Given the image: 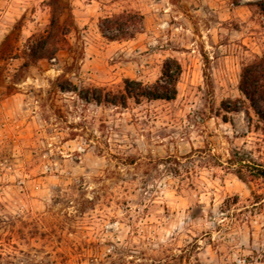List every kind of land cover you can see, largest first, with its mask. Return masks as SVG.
Instances as JSON below:
<instances>
[{
    "label": "rangeland",
    "instance_id": "obj_1",
    "mask_svg": "<svg viewBox=\"0 0 264 264\" xmlns=\"http://www.w3.org/2000/svg\"><path fill=\"white\" fill-rule=\"evenodd\" d=\"M47 1L0 0V264L264 262V181L209 159L237 150L264 164L253 111L220 110L240 98V64L264 49L258 0H62L78 87L152 84L164 60L180 63L175 100L125 107L52 89L65 51L16 73L49 24ZM122 11L139 12L143 30L108 42L100 21Z\"/></svg>",
    "mask_w": 264,
    "mask_h": 264
},
{
    "label": "trees",
    "instance_id": "obj_2",
    "mask_svg": "<svg viewBox=\"0 0 264 264\" xmlns=\"http://www.w3.org/2000/svg\"><path fill=\"white\" fill-rule=\"evenodd\" d=\"M240 1L231 0L235 6ZM47 6L50 9L49 24L44 31L32 34L25 41L19 52L22 63L16 70L17 74L42 60H55L59 53L65 51L69 63H65L62 73L50 82L52 89L73 93L86 103L113 107H125L129 100L135 104L143 101L171 102L175 100L177 84L182 73L181 65L175 58L164 60L159 77L152 84L124 79L121 88L117 91L105 87H78L67 77V75L76 76L77 64L82 58L81 50L79 52L74 50L68 41L69 35L78 31L69 3H62V0H48ZM252 6L264 16V0H258ZM143 20V16L137 11H122L102 19L99 31L108 42L126 41L142 32ZM205 80L209 86V79L206 75ZM238 92L240 98L233 100L230 106L221 102L220 110L230 114L243 109H251L255 114L256 122L261 124L264 130V49L260 55H254L252 59L240 64ZM248 120L249 122L251 120L249 116ZM194 152L201 153V151ZM189 157L190 155L187 156ZM209 159L214 166L224 168L242 183L254 180L264 181V164L254 161L243 151H232L225 165L219 161L217 156L209 155ZM174 162L179 164L175 160Z\"/></svg>",
    "mask_w": 264,
    "mask_h": 264
}]
</instances>
